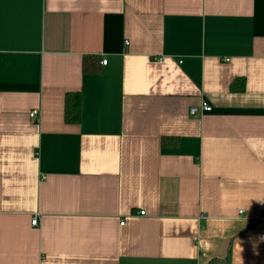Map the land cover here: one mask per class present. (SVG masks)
<instances>
[{
    "label": "crops",
    "instance_id": "crops-1",
    "mask_svg": "<svg viewBox=\"0 0 264 264\" xmlns=\"http://www.w3.org/2000/svg\"><path fill=\"white\" fill-rule=\"evenodd\" d=\"M0 264H264V0H0Z\"/></svg>",
    "mask_w": 264,
    "mask_h": 264
},
{
    "label": "trees",
    "instance_id": "trees-1",
    "mask_svg": "<svg viewBox=\"0 0 264 264\" xmlns=\"http://www.w3.org/2000/svg\"><path fill=\"white\" fill-rule=\"evenodd\" d=\"M99 55L95 58L99 60ZM81 94L79 92H68L65 99V118L68 122H78L81 119ZM167 137L163 138L165 143Z\"/></svg>",
    "mask_w": 264,
    "mask_h": 264
},
{
    "label": "built area",
    "instance_id": "built-area-1",
    "mask_svg": "<svg viewBox=\"0 0 264 264\" xmlns=\"http://www.w3.org/2000/svg\"><path fill=\"white\" fill-rule=\"evenodd\" d=\"M106 62H107V59H103V60H102V63H106ZM203 109H204V110H211V109H212V106H211L209 103L204 102V103H203ZM37 115H38V109H32V110L30 111V116H32V117H37ZM140 213L144 214L145 211L142 210ZM31 221H32V224L37 225L38 222H39L38 216H37V215H34V216L32 217V220H31ZM121 223H124V221H122Z\"/></svg>",
    "mask_w": 264,
    "mask_h": 264
}]
</instances>
